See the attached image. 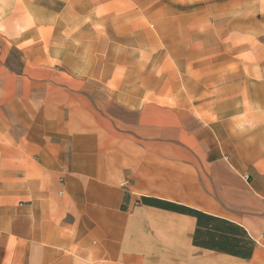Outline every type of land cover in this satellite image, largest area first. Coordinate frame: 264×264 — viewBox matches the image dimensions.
I'll return each mask as SVG.
<instances>
[{
  "label": "crops",
  "instance_id": "obj_1",
  "mask_svg": "<svg viewBox=\"0 0 264 264\" xmlns=\"http://www.w3.org/2000/svg\"><path fill=\"white\" fill-rule=\"evenodd\" d=\"M37 1L0 0V264H264V0ZM144 35L179 51V100ZM143 198L240 227L250 258Z\"/></svg>",
  "mask_w": 264,
  "mask_h": 264
},
{
  "label": "trees",
  "instance_id": "obj_2",
  "mask_svg": "<svg viewBox=\"0 0 264 264\" xmlns=\"http://www.w3.org/2000/svg\"><path fill=\"white\" fill-rule=\"evenodd\" d=\"M147 206L171 211L196 219L193 245L209 250L223 252L242 259H249L253 243L238 226L199 211L156 199H142Z\"/></svg>",
  "mask_w": 264,
  "mask_h": 264
},
{
  "label": "rangeland",
  "instance_id": "obj_3",
  "mask_svg": "<svg viewBox=\"0 0 264 264\" xmlns=\"http://www.w3.org/2000/svg\"><path fill=\"white\" fill-rule=\"evenodd\" d=\"M138 1L137 4H145L147 3L146 0ZM21 5H27L29 3L35 4L38 2L37 0H20ZM38 4V3H37ZM164 3L160 2L159 4L156 5L155 9L156 10H163ZM115 5L113 4L112 0H109V8L108 11L112 15L114 14ZM109 14V19H108V33L107 36L110 37H115V33L113 30L110 28V26H114L116 23V19L113 16H110ZM147 36L144 35L143 37L140 38V43H141V50H140V71L141 73L144 71L145 68H147V74L150 73L151 78H152V88L153 89H165L166 92H171L172 95L175 97L176 100H179L180 96V90H179V76H178V66L173 63V61L170 59L167 53H172L175 56V62L178 64V56H179V51L178 50H164V49H159L157 47L154 48L153 50H146L145 48L147 47ZM117 51L115 50H110L108 51L109 54V59L113 57V59L117 56L115 55ZM126 57V53L131 55L132 51H123ZM136 54V53H135ZM115 55V56H114ZM148 62L150 64H148ZM155 65V68L151 71H148L151 67ZM148 66V67H147ZM174 204V203H173Z\"/></svg>",
  "mask_w": 264,
  "mask_h": 264
},
{
  "label": "built area",
  "instance_id": "obj_4",
  "mask_svg": "<svg viewBox=\"0 0 264 264\" xmlns=\"http://www.w3.org/2000/svg\"><path fill=\"white\" fill-rule=\"evenodd\" d=\"M245 178H247V177H245Z\"/></svg>",
  "mask_w": 264,
  "mask_h": 264
}]
</instances>
